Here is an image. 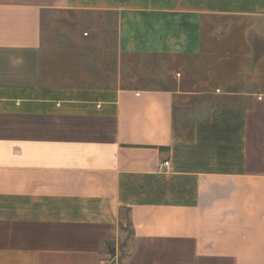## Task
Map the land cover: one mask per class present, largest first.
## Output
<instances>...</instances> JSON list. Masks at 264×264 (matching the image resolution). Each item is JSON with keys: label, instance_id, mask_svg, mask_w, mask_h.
Instances as JSON below:
<instances>
[{"label": "crops", "instance_id": "0c3cea01", "mask_svg": "<svg viewBox=\"0 0 264 264\" xmlns=\"http://www.w3.org/2000/svg\"><path fill=\"white\" fill-rule=\"evenodd\" d=\"M119 250L264 264V0H0V264Z\"/></svg>", "mask_w": 264, "mask_h": 264}, {"label": "rangeland", "instance_id": "374dc122", "mask_svg": "<svg viewBox=\"0 0 264 264\" xmlns=\"http://www.w3.org/2000/svg\"><path fill=\"white\" fill-rule=\"evenodd\" d=\"M124 244H126V242H123ZM125 247V245L122 246V249ZM113 251V254L116 255L115 259L113 261H111L109 264H125L124 261H123V258L125 256V252L123 251Z\"/></svg>", "mask_w": 264, "mask_h": 264}]
</instances>
